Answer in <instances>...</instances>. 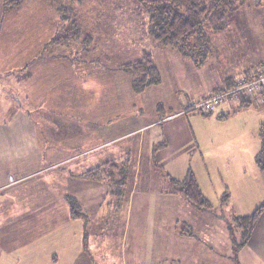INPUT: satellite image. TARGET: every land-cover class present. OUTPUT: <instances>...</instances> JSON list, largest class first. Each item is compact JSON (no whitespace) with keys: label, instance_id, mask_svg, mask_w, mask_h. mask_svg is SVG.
Returning <instances> with one entry per match:
<instances>
[{"label":"rangeland","instance_id":"obj_1","mask_svg":"<svg viewBox=\"0 0 264 264\" xmlns=\"http://www.w3.org/2000/svg\"><path fill=\"white\" fill-rule=\"evenodd\" d=\"M1 2L0 62L3 64L0 79L3 72L5 76H22L25 72L22 61L50 59L54 54H58V62L63 63L57 64L58 67L67 69V72L58 71L61 85L57 94L53 102L42 108V117L35 120L38 134L46 142L42 144L43 151L57 146L69 150L71 128L79 131L82 127L69 128V122H80L70 112L89 104L91 90L100 87L103 97L108 99L107 107L113 113L117 110L114 115L110 114L109 125L119 122L125 135L110 145L108 148L112 150L106 153L121 149L125 158L136 159L141 140L143 152L138 154V164L150 158L163 174L177 168L182 172L196 171L204 182L203 191L213 211H218V217L223 214L230 223L221 209L224 189L220 184L226 179L223 166L228 160L226 156L245 153L247 162L251 155L255 167L261 148L258 129L264 124V105L252 102L248 107L239 108V100L228 99L211 113L191 109L216 92L215 88H223L228 77L235 79L247 70H264V0H238V9L226 14L221 23L199 18L200 23L194 26L192 35L176 49L162 47L148 37L142 15L133 11L131 0H22L11 10H5ZM145 4H140L141 14ZM69 40H72L70 45L63 46ZM144 54L152 56L160 83L135 92L131 78L121 67L141 59ZM9 78L12 80L11 76ZM111 133L109 129L106 137ZM152 140L155 144L165 141L166 146L152 154L148 147L145 150ZM83 154L85 152H79ZM220 155L223 156L218 161ZM144 167L137 174L140 182L151 183L159 190L168 188L161 173L150 165ZM56 168L59 170L61 166ZM146 170L150 174H146ZM54 171L31 177L1 192L0 200L4 203L0 205V213L16 211L19 198L31 192L39 181L49 182ZM133 178H129V185ZM77 212L80 213L79 208ZM207 222L210 227L205 225L203 233L208 237L211 232L220 233L215 228L220 223L224 225L217 219L214 225L208 219ZM232 237L238 240L239 235L233 231ZM22 242L13 240L12 243L16 246ZM15 250L19 255V247Z\"/></svg>","mask_w":264,"mask_h":264},{"label":"crops","instance_id":"obj_2","mask_svg":"<svg viewBox=\"0 0 264 264\" xmlns=\"http://www.w3.org/2000/svg\"><path fill=\"white\" fill-rule=\"evenodd\" d=\"M57 56L22 61L25 72L17 78L5 76L4 72L1 75L0 193L31 177L55 171L49 182L39 181L31 192L19 198L16 211L0 213V264H264V209L246 244L236 248L223 214L218 217V211H214V217L196 211L184 199L168 194L167 189L159 190L138 180L137 174L145 164L163 176L150 158L138 164V154L143 152L141 140L136 159L125 158L121 149L106 153L110 145L125 135L122 124L108 123L110 114L117 110L113 113L107 107L108 99L103 97L102 88H93L90 103L70 112L80 122H69V128L82 127L79 131L71 128L69 150L57 146L43 151L42 144L46 142L38 134L35 120L42 117V108L53 102L57 94L61 85L58 71L67 72L65 66L58 67L57 64L63 63L58 62ZM109 129L111 136L106 137ZM155 142L147 143L145 150L148 147L152 153L154 145L166 143ZM80 151L85 154L79 155ZM222 156H217V160ZM227 158L223 166L226 179L220 184L224 189L221 209L231 221L252 214L264 204V170L252 166L251 155L247 162L245 153ZM108 162L117 164L116 177L119 165L131 164L130 175L134 176L131 185H110L104 180L93 182L82 177L85 171ZM188 171L194 174L200 191L209 201L203 191L204 182L196 171L182 172L177 168L169 175L183 180ZM10 177L16 181L14 184L9 183ZM69 200L78 205L82 216L71 217ZM3 203L0 200V205ZM212 218L224 225L220 223L215 228L220 233L211 232L208 237L203 232L205 225L210 227L207 219L211 225L215 224ZM13 240L23 242L14 246Z\"/></svg>","mask_w":264,"mask_h":264},{"label":"trees","instance_id":"obj_3","mask_svg":"<svg viewBox=\"0 0 264 264\" xmlns=\"http://www.w3.org/2000/svg\"><path fill=\"white\" fill-rule=\"evenodd\" d=\"M21 1L22 0H2V5L5 10H11L17 8ZM145 1L146 0H131V4L133 5V11L138 12L137 14L139 16L142 15L141 20L144 21L148 37L162 47L175 49L180 47V44L192 35L194 32V26L200 23L199 18H201L202 21L207 20L213 23L218 21L221 23L226 18V14L238 9L236 4L238 0L235 2L233 0ZM141 3H147L145 4L143 14L140 13ZM72 40H69L64 45H70ZM121 71L131 78V87L135 92H140L142 89L145 90L148 87L155 86L160 83L158 71L150 54H144V56L139 60L123 64ZM261 71L264 70H247L241 74V77L253 78ZM233 81V77H228L223 83L224 87L221 89H230L233 87ZM221 89L215 88V91L218 92ZM237 100H239V108L248 107L252 103V101L243 94L239 95ZM258 133L261 140V148L255 158V163L257 168L263 171L264 124L260 125ZM165 146L166 143L154 145L152 154ZM154 166H156L155 163ZM115 168H117L116 163L108 162L102 166L86 171L82 174V177L93 182H100L104 180L110 185L116 183L126 185L129 178L133 176L130 175L132 171L131 164L125 162V164L119 165V176L117 177L114 174ZM163 177L168 182V188L166 190L168 194L184 199L196 211L211 213L216 216L211 204L200 191L195 176L191 171L187 172L183 180L174 179L168 173H164ZM69 201L71 217L78 218L82 216V214L77 212L78 205L75 206V203L72 200ZM263 209L264 204L255 209L252 214L243 217H234L229 224L227 223L229 233L232 234L233 231H236L239 235L238 240H234L236 248L242 247L246 244L249 239L250 232L255 226ZM230 224L232 226H230Z\"/></svg>","mask_w":264,"mask_h":264},{"label":"built area","instance_id":"obj_4","mask_svg":"<svg viewBox=\"0 0 264 264\" xmlns=\"http://www.w3.org/2000/svg\"><path fill=\"white\" fill-rule=\"evenodd\" d=\"M243 94L252 102L264 105V71L259 72L253 78L237 77L233 81V87L228 90L221 89L218 92L212 93L208 97L202 99L199 104L192 106L191 110L201 109L206 113L213 112L219 104L225 100H237L239 95ZM9 183L14 184L13 178H9Z\"/></svg>","mask_w":264,"mask_h":264}]
</instances>
